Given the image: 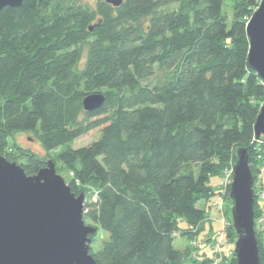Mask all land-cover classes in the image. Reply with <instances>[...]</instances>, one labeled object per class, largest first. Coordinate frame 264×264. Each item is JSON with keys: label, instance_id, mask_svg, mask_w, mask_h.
<instances>
[{"label": "trees", "instance_id": "trees-1", "mask_svg": "<svg viewBox=\"0 0 264 264\" xmlns=\"http://www.w3.org/2000/svg\"><path fill=\"white\" fill-rule=\"evenodd\" d=\"M230 1L232 15L227 0H98L95 8L24 0L0 9V149L24 132L49 153L64 148L85 221L108 237L92 252L96 264H186L187 256L212 264L177 249V233L203 222L211 180L234 168L237 150H248L257 180L264 82L248 64L247 25L262 0ZM94 94L104 105L86 112ZM102 126L98 140L73 147ZM14 142L34 163L26 174L46 167Z\"/></svg>", "mask_w": 264, "mask_h": 264}, {"label": "water", "instance_id": "water-1", "mask_svg": "<svg viewBox=\"0 0 264 264\" xmlns=\"http://www.w3.org/2000/svg\"><path fill=\"white\" fill-rule=\"evenodd\" d=\"M24 0H0V9ZM119 6L122 0H105ZM248 64L264 82V0L247 25ZM103 94L83 101L86 112L100 109ZM257 117L256 140L264 141V104ZM231 189L232 216L238 239L237 264H261L255 230V178L247 149L237 151ZM85 195L77 196L49 160L28 175L0 154V264H96L90 245L98 231L85 223Z\"/></svg>", "mask_w": 264, "mask_h": 264}, {"label": "rangeland", "instance_id": "rangeland-1", "mask_svg": "<svg viewBox=\"0 0 264 264\" xmlns=\"http://www.w3.org/2000/svg\"><path fill=\"white\" fill-rule=\"evenodd\" d=\"M78 1L83 5L86 4L93 8L96 7V3L98 2V0ZM233 5L234 4L232 1L227 0V8L225 10H227L230 15H232L233 13ZM174 7L177 8L178 6L173 5V8ZM258 8H256L255 12L258 10ZM249 20L251 21V18ZM161 76L162 75H158L155 80L153 79L154 83L158 78L160 79ZM102 128L103 126L101 128L92 130L90 133L80 137L79 140H76L73 143V147L80 148L82 146L90 145L93 141L98 140ZM14 141H16L18 146L24 148V150L26 149L27 151H31L35 154L37 153L40 157L44 158L46 162H48L49 160L55 162L57 173L63 177L67 184H70L72 177L59 158L60 152L64 149L63 147H59L58 150H54V152L49 153L48 151H45L43 149L40 140H38L37 137L35 138L32 133L24 132V134L15 135L14 139L8 140V147L4 148L3 151L0 149V154L4 156L9 162L18 164L24 170L26 168L33 169L34 163L27 157L28 155H23ZM12 147H14L15 150L19 153H12ZM232 170L233 166H228L225 169L222 178L218 176L212 178L211 183L216 188V195L214 198H212L213 200H211V204L200 205L202 207L204 206V209L206 208L207 210V215L203 222L201 224L194 225V227L193 225L188 226V224L185 222L183 223L182 227L184 226L185 228H191L189 234L182 235L181 233H177L176 235V240L174 243L176 248L182 250L183 252H185L186 249L189 248L192 251V255L194 256V258L198 259L199 262H203L207 258H212V264H232V262H234L233 260H236L235 247L238 235L234 229V220L232 216ZM256 175H258V178L254 183V189L256 190V208L258 217L255 218L257 219L255 220V230L256 237L260 242V246L262 249L261 252L264 257V172L258 171V174ZM85 223L89 226L95 227L92 222L85 221ZM234 234L237 236V239L234 238ZM107 238V234H105L101 229H98L95 235L92 236V243L90 245L91 253L98 252L102 243L106 241ZM185 263H190L189 256H187V260ZM235 264H237V260Z\"/></svg>", "mask_w": 264, "mask_h": 264}, {"label": "built area", "instance_id": "built-area-1", "mask_svg": "<svg viewBox=\"0 0 264 264\" xmlns=\"http://www.w3.org/2000/svg\"><path fill=\"white\" fill-rule=\"evenodd\" d=\"M264 142V141H263ZM258 152H260V154L258 155V158H259V160L261 161H259V163H260V166H259V169H260V171H262V172H264V161H262V159H263V156H264V151H262V149L260 148L259 150H258ZM227 173V172H226ZM232 175H233V170H232ZM233 182V181H232Z\"/></svg>", "mask_w": 264, "mask_h": 264}]
</instances>
